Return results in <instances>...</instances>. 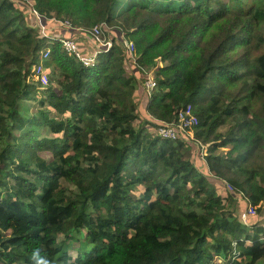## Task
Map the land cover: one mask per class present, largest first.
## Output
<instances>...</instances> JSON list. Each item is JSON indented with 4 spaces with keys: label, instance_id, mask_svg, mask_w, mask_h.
Listing matches in <instances>:
<instances>
[{
    "label": "trees",
    "instance_id": "16d2710c",
    "mask_svg": "<svg viewBox=\"0 0 264 264\" xmlns=\"http://www.w3.org/2000/svg\"><path fill=\"white\" fill-rule=\"evenodd\" d=\"M16 1L31 15L0 0V264H264V8ZM33 12L71 29L42 34ZM102 23L117 33L92 67L63 51L61 39L78 45L75 31ZM45 51L41 86L33 68ZM144 70L156 86L142 103ZM186 107L207 176L191 142L155 135ZM221 181L233 193L219 194ZM259 202L242 222L236 211Z\"/></svg>",
    "mask_w": 264,
    "mask_h": 264
},
{
    "label": "built area",
    "instance_id": "2783aa9c",
    "mask_svg": "<svg viewBox=\"0 0 264 264\" xmlns=\"http://www.w3.org/2000/svg\"><path fill=\"white\" fill-rule=\"evenodd\" d=\"M35 16H39L36 12H33ZM52 21L59 23L61 27H65L67 29H71L69 26V23L67 22H58L54 19ZM43 26V25H42ZM39 26V32L42 34H45V29ZM105 28L109 27L105 24H99L94 26L91 30L85 32L87 36H89L90 40L93 41V48L94 50L89 52L88 54H84L83 50H81L75 41H73L70 38H63L60 40V45L63 49V51L75 59L77 62H79L83 67H92L96 63V56L99 54V50L101 48L108 50L111 46L110 43L106 42L103 46H99L97 43H94L95 41H98L101 35L104 34ZM104 29V30H103ZM106 33V32H105ZM121 47L123 49V53L132 61L135 62L136 60V51L135 47L132 42H130L128 39H126L124 36H121ZM49 51L40 52L39 62L36 66L33 68V77L35 80L39 81L41 86H46L48 79L47 75L45 73L44 65L43 63L48 59ZM158 61L160 59H157ZM152 71V70H149ZM147 71L144 70L143 73H146ZM153 72V71H152ZM156 86V83L154 79H148L144 83L143 89L146 90V92L149 94L151 91L154 90ZM197 125V118L192 114V110L190 107L181 108L177 111L175 120L171 123H161L156 131L155 135L161 139V140H167V141H188L191 142L195 148L198 149L200 154V159L204 160V158L207 156V145H202L200 142L194 139V127ZM222 183L226 182H216L215 188L217 192H220L219 190L223 189L221 187ZM226 189L224 190V193H231L232 187L228 183H226ZM262 207V203L259 202L257 205H251L249 204L245 208V212L243 215V220L246 222L248 218L254 217L256 214V210L260 209Z\"/></svg>",
    "mask_w": 264,
    "mask_h": 264
},
{
    "label": "rangeland",
    "instance_id": "374dc122",
    "mask_svg": "<svg viewBox=\"0 0 264 264\" xmlns=\"http://www.w3.org/2000/svg\"><path fill=\"white\" fill-rule=\"evenodd\" d=\"M15 1V3L16 4H18L19 6H20V8L22 9V10H24L25 11V14L26 15H29L30 14V11L29 10H27V9H25V8H27V7H25V6H21L16 0H14ZM254 4L256 5V6H260V7H263L264 8V0H256L255 2H254ZM24 8V9H23ZM31 15V14H30ZM32 15H34V14H32ZM34 21H35V23L37 24V26L39 27V26H42L44 29H45V32H46V34H48L50 31H54V30H60L61 28H59V23H57V22H54V21H52V20H50V21H47L46 19H43V18H41L40 16H35L34 15ZM61 27V26H60ZM260 31H261V33L263 34V36H264V22L261 24V26H260ZM104 30V29H103ZM105 32H106V35H103V36H101L100 38H99V40L98 41H95L94 43H97L99 46H103L106 42H108V43H110L111 42V34H116L117 32H112V30H110V29H108V28H105V30H104ZM88 33V32H87ZM59 34V33H58ZM61 35H59L60 37H64V34L63 33H60ZM75 36H77V39H80V44L82 45V46H84L83 47V51H87V52H91V51H93L94 50V48H93V44H91V43H93V41L92 40H90V38H89V36H87V34L86 33H82V32H78V31H75L74 33H73ZM55 35H57V34H55ZM72 40L73 41H75L76 42V39H73L72 38ZM78 41V40H77ZM121 43V38L119 39V44ZM133 70H134V68H132ZM154 71L152 72V71H147L146 73H143L142 74V77H141V79H140V82H141V87L139 88V90L137 91V93H136V95L135 96H137L138 98H139V100H137V99H135V101H143V99H144V96H148L147 94L145 95V91L146 90H144L143 89V87H144V83L146 82V80H148V79H153V76H154ZM146 100V99H145ZM144 100V101H145ZM143 101V102H144ZM142 102V103H143ZM30 102H24V103H21L20 104V110L21 111H24V110H26V109H28L29 107H30ZM30 109V108H29ZM142 115H143V113H142ZM141 116V115H140ZM196 158H197V163H198V166H199V169H200V171L203 173V174H205L206 176H207V171L205 170V166H204V164H203V160H201L200 159V154H199V152H198V154H196ZM221 182H223V181H221ZM220 182V183H221ZM224 186V188L223 189H221V190H219L220 192H218L219 194H223V195H225V194H231V193H233V188H232V192L231 193H224V190L226 189V183H222V185H221V187H223ZM139 191H141V190H139ZM234 196V198L235 199H237V200H240V199H238L239 197L238 196H236V195H233ZM242 197V196H241ZM249 205V203H247L246 205H243V207L242 208H240L239 210H237L236 211V214H238V215H241V219H242V222H244V220H243V215H244V212H245V208L247 207ZM258 210V209H257ZM257 210H256V212H257ZM247 220V222H251V221H255V218L254 217H251V218H248V219H246ZM78 238H80L81 236L80 235H78L77 236ZM62 236H60L59 238H58V241H62ZM73 253V252H72Z\"/></svg>",
    "mask_w": 264,
    "mask_h": 264
},
{
    "label": "crops",
    "instance_id": "0c3cea01",
    "mask_svg": "<svg viewBox=\"0 0 264 264\" xmlns=\"http://www.w3.org/2000/svg\"><path fill=\"white\" fill-rule=\"evenodd\" d=\"M77 40H78V42H79V43H78V45H79V44L81 43V42H80V39H77ZM80 45H81V44H80ZM79 47H81V50H82L84 46L81 45V46H79ZM83 52H86V51H83ZM88 53H89V52H88Z\"/></svg>",
    "mask_w": 264,
    "mask_h": 264
},
{
    "label": "clouds",
    "instance_id": "9594fccd",
    "mask_svg": "<svg viewBox=\"0 0 264 264\" xmlns=\"http://www.w3.org/2000/svg\"><path fill=\"white\" fill-rule=\"evenodd\" d=\"M33 255H36V253H33ZM42 264H48L47 260H43Z\"/></svg>",
    "mask_w": 264,
    "mask_h": 264
},
{
    "label": "bare ground",
    "instance_id": "6f19581e",
    "mask_svg": "<svg viewBox=\"0 0 264 264\" xmlns=\"http://www.w3.org/2000/svg\"><path fill=\"white\" fill-rule=\"evenodd\" d=\"M101 37V36H100Z\"/></svg>",
    "mask_w": 264,
    "mask_h": 264
}]
</instances>
